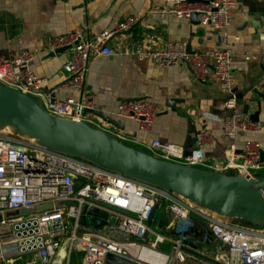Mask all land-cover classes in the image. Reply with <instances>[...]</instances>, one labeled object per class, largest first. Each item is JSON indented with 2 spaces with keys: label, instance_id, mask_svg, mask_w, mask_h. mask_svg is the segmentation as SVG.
<instances>
[{
  "label": "built area",
  "instance_id": "1",
  "mask_svg": "<svg viewBox=\"0 0 264 264\" xmlns=\"http://www.w3.org/2000/svg\"><path fill=\"white\" fill-rule=\"evenodd\" d=\"M235 5V0H164L154 4L151 11L179 17H191L196 12L202 24L215 28L223 38L233 22ZM140 19L139 14H128L92 37L81 28L53 36L48 52L69 46L73 53L64 63L67 79L48 89L44 88L47 76L33 68V49L0 54V83L33 97L53 115L85 122L108 134L109 121L93 111L97 109V93L87 87L90 60L96 54H110L113 36ZM188 45L180 39L155 45L127 42L123 53L164 67L185 62L198 79L219 82L230 109L221 118L223 131L230 138L225 159L219 162L209 158L207 146L214 132L206 127L197 130L195 145L190 149L162 138L140 141L162 161L233 176L262 175L260 141L250 137L242 144L237 141L240 133L261 132L263 125L239 107L231 43L193 50ZM260 59L264 67V53ZM65 88L76 90L78 95L60 97L58 93ZM157 110L154 99L134 97L119 102L117 115L137 120L139 129L147 133L154 125ZM14 131L0 130V264H60L65 258V264H69L75 241L83 250L82 264H106L108 260L114 264H181L195 257L186 250L194 248L188 241L225 264H264V228L230 221L216 214L215 208L175 189ZM85 203L107 211L108 221L114 215L115 227L127 237H113L82 224ZM25 208L36 211L22 213ZM15 210L20 213L8 215ZM81 228L84 229L79 234ZM167 240L173 254L159 248ZM146 254L149 259L142 257ZM59 256L62 259L57 261Z\"/></svg>",
  "mask_w": 264,
  "mask_h": 264
},
{
  "label": "crops",
  "instance_id": "2",
  "mask_svg": "<svg viewBox=\"0 0 264 264\" xmlns=\"http://www.w3.org/2000/svg\"><path fill=\"white\" fill-rule=\"evenodd\" d=\"M163 1L0 0V54L33 49L36 52L33 68L38 74L47 76L44 88L48 89L67 79L64 63L73 53L68 47L48 56L47 48L53 36L81 28L92 37L128 14H139L141 19L137 24L113 36L110 54H96L90 60L87 87L97 93V109L123 124L109 122L108 135L140 154L153 157L140 139L162 138L190 149L195 145L197 130L206 127L214 132L213 141L207 146L208 156L220 162L225 159L230 143L221 118L230 109L225 104L227 94L221 90L219 82L198 79L185 62L164 67L153 60L123 53V46L127 42L139 45L146 41L155 45L180 39L190 42L193 49H206L223 47L229 42L234 50L239 107L244 111L245 101L254 98L248 114L251 116L258 110L259 117L252 118L263 125L261 132L240 133L237 141L242 144L247 137L257 139L264 151V67L260 59L264 53V0H235L233 22L223 38L212 26L195 22L191 17L151 11L154 4ZM58 95L66 97L78 95V92L65 88ZM134 97H149L158 104L154 125L147 133L139 129L137 120L117 115L119 102ZM118 134L125 137L120 138ZM247 208L248 205H235L233 212L220 208L215 211L231 215L233 218H225L230 221L264 228V220L257 221L247 215ZM59 259L62 257L57 261ZM188 260L187 264H206L193 256Z\"/></svg>",
  "mask_w": 264,
  "mask_h": 264
},
{
  "label": "water",
  "instance_id": "3",
  "mask_svg": "<svg viewBox=\"0 0 264 264\" xmlns=\"http://www.w3.org/2000/svg\"><path fill=\"white\" fill-rule=\"evenodd\" d=\"M191 18L200 22L198 13ZM69 46L50 51L48 56L61 53ZM189 50H193L189 42ZM236 90V89H235ZM238 96V94H237ZM254 98L245 101L244 112L248 113ZM109 122L122 126V122L99 109L93 110ZM258 110L251 114L257 119ZM0 122L11 123L17 129L31 131L44 141L107 164L119 171L154 181L175 189L192 199L203 202L221 211L233 212L235 205H248L246 214L257 221L264 220V175L256 177L233 176L208 169L190 167L140 154L121 141L85 122H77L56 116L42 108L36 100L16 92L0 83ZM264 159V151L262 150ZM154 211L148 219L152 223ZM109 213L97 206L83 205L80 221L84 225L102 226L108 222ZM113 221V220H111ZM115 221V220H114ZM194 248L186 250L207 264H225L197 250V244L188 241Z\"/></svg>",
  "mask_w": 264,
  "mask_h": 264
},
{
  "label": "rangeland",
  "instance_id": "4",
  "mask_svg": "<svg viewBox=\"0 0 264 264\" xmlns=\"http://www.w3.org/2000/svg\"><path fill=\"white\" fill-rule=\"evenodd\" d=\"M16 128V127H15ZM15 128L11 127L10 125H8L7 123H0V130H4V131H14L16 132L17 134L19 133L20 135L22 136H27V137H36V138H41L40 136H37L36 134H32V133H29V132H26V131H18L16 130ZM114 139V137H112ZM149 154L153 155V153H150L149 150H147ZM146 151V152H147ZM261 174H263V171L260 172ZM221 210L224 208L223 206H220ZM218 210V209H217ZM36 211L35 209H27L25 208L22 213H25V214H28L30 212H34ZM225 211V210H224ZM19 210H15V211H11L8 213L9 216H15L17 214H19ZM216 214L220 215L221 217H224V218H233L231 215H226V214H223L222 212H216ZM159 217L161 216V213L159 211ZM113 220V221H111ZM114 220H115V217L114 215L111 216L110 220L102 225V226H95L93 223L90 224L88 227L90 228H97L103 232H105L106 234H109L113 237H118V238H126L127 236H124L122 235L121 233L118 232L117 228L115 227L114 225ZM238 222H241L239 219H237ZM155 228H159L157 226V223H154L153 225ZM84 228H81L78 230L79 234H81V232L83 231ZM162 231H164L163 229H161ZM63 241V240H62ZM151 240L148 239L147 242H150ZM159 248H161L162 250H165V251H168L170 253L173 254L174 250H173V247H172V244L169 240H167L166 242L162 243L159 245ZM68 262V261H67ZM66 262V258H65V263ZM189 262L188 258L185 262L181 263V264H187ZM83 263V250L82 248H80L79 246V242L78 241H75L74 244H73V247H72V250H71V256H70V261H69V264H82ZM106 264H114V262L112 261H107Z\"/></svg>",
  "mask_w": 264,
  "mask_h": 264
},
{
  "label": "bare ground",
  "instance_id": "5",
  "mask_svg": "<svg viewBox=\"0 0 264 264\" xmlns=\"http://www.w3.org/2000/svg\"><path fill=\"white\" fill-rule=\"evenodd\" d=\"M1 123V122H0ZM8 125H10L11 127H13V128H15V126L13 125V124H11V123H7ZM19 130H21V131H26V130H23V129H19ZM26 132H29V133H32V134H36V133H34V132H31V131H26ZM37 135V134H36ZM38 136V135H37ZM148 254H146V255H142V257L143 258H145V259H149V256H147Z\"/></svg>",
  "mask_w": 264,
  "mask_h": 264
}]
</instances>
